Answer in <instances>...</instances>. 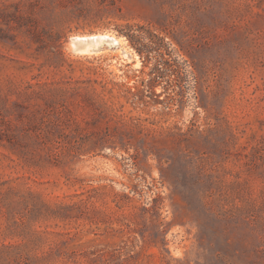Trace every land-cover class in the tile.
I'll return each instance as SVG.
<instances>
[{"label":"rangeland","instance_id":"obj_1","mask_svg":"<svg viewBox=\"0 0 264 264\" xmlns=\"http://www.w3.org/2000/svg\"><path fill=\"white\" fill-rule=\"evenodd\" d=\"M0 264H264V0H0Z\"/></svg>","mask_w":264,"mask_h":264},{"label":"bare ground","instance_id":"obj_2","mask_svg":"<svg viewBox=\"0 0 264 264\" xmlns=\"http://www.w3.org/2000/svg\"><path fill=\"white\" fill-rule=\"evenodd\" d=\"M97 35V36H95ZM77 36L71 40L70 45H67L71 53L89 56L99 53V51H114L119 50L120 54L123 55L122 58L129 59L132 57V53L125 47L124 40L121 36L115 34L103 33L101 32L91 35H74ZM73 36V37H74ZM84 39L82 41L80 38ZM114 64H118L119 61L114 59ZM112 62V64H113ZM116 62V63H115Z\"/></svg>","mask_w":264,"mask_h":264},{"label":"trees","instance_id":"obj_3","mask_svg":"<svg viewBox=\"0 0 264 264\" xmlns=\"http://www.w3.org/2000/svg\"><path fill=\"white\" fill-rule=\"evenodd\" d=\"M58 38L59 37H55L54 42H56ZM74 116L75 115H73L72 111L69 110L68 114L62 116L61 118H57L55 122H53L59 128V132L62 136L72 138L74 132L77 130L78 125ZM68 122H71L74 127L68 126ZM109 136L110 132L108 134H104V139H109Z\"/></svg>","mask_w":264,"mask_h":264},{"label":"water","instance_id":"obj_4","mask_svg":"<svg viewBox=\"0 0 264 264\" xmlns=\"http://www.w3.org/2000/svg\"><path fill=\"white\" fill-rule=\"evenodd\" d=\"M95 36H97V35H95ZM75 37H77V36H74V37H73V36L68 37L67 40H66V44H67V45H70L71 40H72L73 38H75ZM80 39H81L82 41H84V39H82V37H81ZM113 61H114L113 58L109 59V62H110V63H112Z\"/></svg>","mask_w":264,"mask_h":264}]
</instances>
